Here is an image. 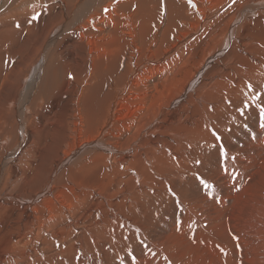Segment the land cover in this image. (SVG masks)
<instances>
[{
    "label": "bare ground",
    "instance_id": "6f19581e",
    "mask_svg": "<svg viewBox=\"0 0 264 264\" xmlns=\"http://www.w3.org/2000/svg\"><path fill=\"white\" fill-rule=\"evenodd\" d=\"M255 176L264 0H0V264H150L176 233L163 211L202 222L215 181Z\"/></svg>",
    "mask_w": 264,
    "mask_h": 264
},
{
    "label": "rangeland",
    "instance_id": "374dc122",
    "mask_svg": "<svg viewBox=\"0 0 264 264\" xmlns=\"http://www.w3.org/2000/svg\"><path fill=\"white\" fill-rule=\"evenodd\" d=\"M231 96H233V99H237V97H236V94H231ZM264 180V178H258V177H254V178H252L251 180H249V181H245V183H244V185H245V189H244V191L241 193L239 190H238V186H239V184L238 183H236V182H233V181H227V179H222V180H217V181H215L212 185L214 186L213 187V190L215 191L216 190V188L218 189V191H216V192H214L213 190H212V192L210 193V192H208V193H206L203 197L204 198H200V200L202 201V199H204L205 201H209V200H212L213 202H212V204L215 202V204H211L209 207H207V209L204 211L205 213H203L202 214V218H204V219H202V222H199L197 219H196V217L194 216V215H192V214H190L186 209H181V210H179V212H171V211H163L162 213H161V218L158 220L159 221V223L160 224H165V222L167 223L168 222V220L169 219H171V218H174V221H173V223H172V228H174L175 229V231H176V233H175V236L173 237V240L174 241H170L169 243L168 242H166L165 240H162V239H160L159 241H158V243H156V244H158V246H160L159 247V251L157 250V251H155V252H153V254H149V256L148 257H145L144 259H145V261H147V262H149L150 264H152L153 262V264H168V262H169V264L171 263V264H176V262H177V264H182V263H185V264H194L195 263V261H197V263L198 264H212V262H213V264H225L226 263V261L230 264V263H235V264H241L242 262H243V260L245 261L246 260V263L244 262V264H250V263H248V261L249 262H251L252 264H257V262H258V260H259V263L258 264H264V261L263 260H261V259H263L264 258V228H263V226H264V209L262 210V211H260V210H258L257 212H256V217L257 218H255L254 220H253V222L252 223H250V224H244V223H242V217H243V214H241L242 213V210H241V208L244 206V204H245V202H246V200H247V198H248V196L252 193L251 191H254L255 193H257V195L258 194H260L263 190L261 189V182H260V180ZM233 182V183H232ZM217 183V184H216ZM211 184V183H210ZM229 184V185H228ZM216 185H218V186H216ZM221 186V187H220ZM236 187V188H235ZM255 187L257 188V190L255 189ZM215 188V189H214ZM237 189V190H236ZM236 191V192H235ZM261 191V192H260ZM222 192L224 193V195L222 194ZM227 193V194H226ZM212 194V195H211ZM216 194V195H215ZM231 194H232V197H231ZM261 195H262V193H261ZM209 198H207V197ZM212 196V197H211ZM228 196L230 197V198H228ZM234 197V199H232ZM208 199V200H207ZM226 199H227V201H229L230 202V204H228L227 205V201H226ZM203 200V201H204ZM223 200V201H222ZM233 200V201H232ZM224 203H226V204H224ZM220 204V205H219ZM216 205V206H215ZM222 205V206H221ZM227 205V206H226ZM219 207V208H216V207ZM262 206H263V208H264V204H262ZM231 207V208H230ZM226 208V209H225ZM215 209V210H214ZM230 209V210H229ZM183 210V211H182ZM214 210V211H213ZM217 210H218V212H217ZM227 210V211H226ZM229 210V211H228ZM226 211V212H225ZM168 212V213H167ZM183 213V214H182ZM185 213V214H184ZM213 213H215V214H213ZM227 213V214H226ZM263 213V214H262ZM179 214V215H178ZM210 214V215H209ZM218 214V215H217ZM166 217H165V216ZM184 215V216H183ZM212 215V216H211ZM221 215V216H220ZM239 217H238V216ZM186 216V217H185ZM187 216H188V218H187ZM219 216V217H218ZM224 216V217H223ZM207 217V218H206ZM181 218H184V219H186V222L184 223V225H182L184 228H185V230H186V233H185V235H184V237H182L181 238V240L178 238V231H179V229H180V225H179V222H178V219L180 220ZM218 218V219H217ZM228 219V221H227V219ZM263 218V222H261V220H259V219H262ZM162 219V220H161ZM176 219V220H175ZM208 219V220H207ZM217 219V221H220L221 223V225L219 224V225H216L214 222H215V220ZM222 220V221H221ZM233 220V221H232ZM241 221V222H240ZM260 223H259V222ZM212 222V223H211ZM222 222H224V223H222ZM225 222H227V223H229V222H234V223H236L238 226H239V229H238V231H240V232H238V234H236V235H231L230 233L231 232H229V230H227L228 228L227 227H223L224 226V224L226 225V223ZM238 222H240V223H238ZM210 223V224H209ZM194 225L193 227H192V225ZM212 224V225H211ZM261 224L263 225V226H261ZM191 227H190V226ZM204 225L205 226H209L208 228H205L204 227ZM213 225H215L214 227H213ZM249 225V226H248ZM188 226V227H187ZM217 226V227H216ZM176 227H177V229H176ZM220 227V228H219ZM249 227H250V229H249ZM254 227V228H253ZM257 227V228H256ZM154 228H155V226H154ZM192 228L194 229V230H192ZM214 228V229H213ZM224 228V229H223ZM226 228V229H225ZM217 229V230H216ZM244 229V230H243ZM199 230H201V231H199ZM243 230V231H242ZM259 230H262L263 231V233H262V231H260L259 233H258V231ZM189 231H191V232H189ZM217 231V232H216ZM221 231V232H220ZM227 233H226V232ZM247 231H249V232H247ZM189 232V233H188ZM207 234H206V233ZM225 232V233H224ZM247 232V233H246ZM193 234V236H195V237H193L192 236V234ZM196 233V234H195ZM218 233V234H217ZM229 233V234H228ZM261 233H262V235H261ZM228 234V235H227ZM189 235V236H188ZM190 235L192 236V237H190ZM199 235V236H198ZM209 235V236H208ZM221 235H224V237L226 238V239H229V241H230V248L229 249H227V248H225V247H223L224 249H220V248H222L221 246H224L223 244H222V241H220V245H219V242H218V240L219 239H221L220 237H221ZM246 235V236H245ZM253 240H248L249 239V237ZM252 236V237H251ZM255 236H256V239H255ZM260 236V237H259ZM188 239H187V238ZM202 237V238H201ZM219 239H218V238ZM223 237V236H222ZM223 237V238H224ZM239 237V239H237V244H236V238H238ZM243 237V238H242ZM248 237V238H247ZM197 238V239H196ZM207 238V239H206ZM210 238V239H209ZM216 238V239H215ZM246 238H247V240H246ZM177 239V240H176ZM194 239V240H193ZM179 240V241H178ZM209 241V240H212V241H209V242H207V241ZM246 240V241H245ZM257 240H259V241H257ZM192 241V242H191ZM243 241H244V244H242L243 243ZM248 241V242H247ZM255 241V242H254ZM262 241V242H261ZM159 242H161V243H159ZM164 242H166L165 244H164ZM171 242H173V243H171ZM178 242H180V243H178ZM199 242V243H198ZM211 242H213V243H211ZM242 242V243H241ZM261 242V243H260ZM176 243H178L177 245H176ZM201 243H202V245H201ZM211 243V244H210ZM239 243V244H238ZM248 243V244H247ZM256 243V244H255ZM163 244V245H162ZM168 244H170V245H168ZM183 244H184V246H183ZM207 244V245H206ZM211 246H210V245ZM219 245V246H216V245ZM233 244V245H232ZM255 244V245H254ZM135 245H137L136 247H135ZM133 247H131V249H130V252H134V247H135V250L136 249H140L142 246V244L141 243H136ZM209 245V246H208ZM212 245H213V247L215 248H213L212 247ZM243 245V246H242ZM247 245H249V247H247L248 249H246V246ZM163 246H164V248H163ZM172 247V251H170V249H171V247ZM174 246H176V247H178V249L180 250H178L176 247H174ZM201 246V247H200ZM231 246H233L232 247V249H231ZM239 246H241V247H239ZM256 248H258V249H256ZM260 246V247H259ZM166 247H168V248H166ZM170 247V248H169ZM173 247H174V249H173ZM182 247V248H181ZM185 249H184V248ZM189 247V248H188ZM207 247V248H206ZM210 247V248H209ZM219 247V248H218ZM236 247V248H235ZM242 247H243V249H242ZM163 248V249H162ZM181 248V249H180ZM240 248V249H239ZM254 248V249H253ZM260 248V249H259ZM187 249V250H186ZM196 249V250H195ZM205 249H206V251H205ZM208 249V250H207ZM212 249H214V250H216V252L213 250V251H211ZM221 250L220 251V255H221V257H220V255L219 256H217L218 254H219V250ZM236 249V252L238 253L239 252V254L240 255H238L237 253H236V255L233 253V252H235L234 250ZM249 249H251V251L249 250ZM163 250H164V253H163ZM168 250H169V252H168ZM175 250V251H174ZM200 250V251H199ZM210 250V251H209ZM233 252H232V251ZM238 250V251H237ZM255 250L257 251V253L255 252ZM263 250V251H262ZM161 251V252H160ZM169 253H167V252ZM177 251V252H176ZM217 251H218V253H217ZM231 251V252H230ZM241 251H242V253H241ZM246 253H245V252ZM256 253V254H254L253 255V253L254 252ZM159 252H160V255L162 256V258H160V255H159ZM175 252H176V254L178 255V253H179V255L181 256V258L183 259V260H181V258H180V256L178 255H175ZM204 252V253H203ZM214 252V253H213ZM224 252V253H223ZM226 252V253H225ZM230 252V253H229ZM258 252H259V254H258ZM155 253V254H154ZM174 255V257H173V255ZM188 253H189V255H188ZM232 253V254H231ZM158 255V256H155L154 257V255ZM190 254H192V255H190ZM200 255V257H199V255ZM214 256H213V255ZM242 254V255H241ZM151 255V256H150ZM167 255V256H166ZM170 255H172V256H170ZM185 256V258H184V256ZM186 255H187V258H186ZM211 255V256H210ZM229 255H231V256H229ZM236 257L237 255L239 256V258H238V256L234 259V257ZM255 255H257L256 257H255ZM189 256V257H188ZM193 256V257H192ZM210 256V257H209ZM243 256V257H242ZM262 256V257H261ZM150 257H151V259H150ZM165 257H167V258H165ZM169 257H171V258H169ZM202 257V258H201ZM259 257V258H258ZM196 258V259H195ZM229 258V259H228ZM244 258V259H243ZM249 258H253L252 260L251 259H249ZM254 258H256V259H254ZM148 259V260H147ZM166 259V260H165ZM173 259H175V260H173ZM178 259V260H177ZM199 259V260H198ZM209 259V260H208ZM212 259H214V261L212 260ZM226 259V260H225ZM230 259H231V261H230ZM237 259V260H236ZM242 259V260H241ZM248 259V260H247ZM258 259V260H257ZM158 260H160V261H158ZM168 260V261H167ZM185 260V261H184ZM186 260H187V262H186ZM189 260H190V262H189ZM192 260V261H191ZM218 260V261H217ZM223 260V261H222ZM239 260V262L237 263L236 261H238ZM165 261V262H164ZM176 261V262H175ZM180 261V262H179ZM263 262V263H261V262ZM160 262V263H159ZM163 262V263H162ZM189 262V263H188ZM201 262V263H200ZM227 263V264H228ZM196 264V263H195Z\"/></svg>",
    "mask_w": 264,
    "mask_h": 264
},
{
    "label": "snow or ice",
    "instance_id": "6c2138e0",
    "mask_svg": "<svg viewBox=\"0 0 264 264\" xmlns=\"http://www.w3.org/2000/svg\"><path fill=\"white\" fill-rule=\"evenodd\" d=\"M201 182H202V183H205V186H206V187H209V188L211 187V185H208L205 181H201Z\"/></svg>",
    "mask_w": 264,
    "mask_h": 264
}]
</instances>
